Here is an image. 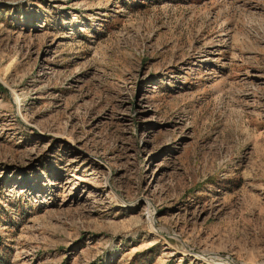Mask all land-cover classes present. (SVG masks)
<instances>
[{
  "label": "rangeland",
  "instance_id": "374dc122",
  "mask_svg": "<svg viewBox=\"0 0 264 264\" xmlns=\"http://www.w3.org/2000/svg\"><path fill=\"white\" fill-rule=\"evenodd\" d=\"M0 264H264V0H0Z\"/></svg>",
  "mask_w": 264,
  "mask_h": 264
}]
</instances>
